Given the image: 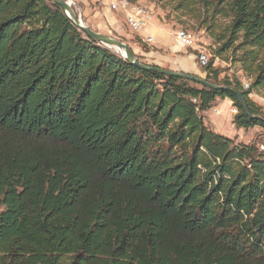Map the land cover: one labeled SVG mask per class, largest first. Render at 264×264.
Returning a JSON list of instances; mask_svg holds the SVG:
<instances>
[{"label":"trees","instance_id":"trees-1","mask_svg":"<svg viewBox=\"0 0 264 264\" xmlns=\"http://www.w3.org/2000/svg\"><path fill=\"white\" fill-rule=\"evenodd\" d=\"M158 1L264 89V0ZM204 72L221 87L138 68L53 0H0V264H264V151L202 112L228 99L243 129L264 114Z\"/></svg>","mask_w":264,"mask_h":264},{"label":"rangeland","instance_id":"rangeland-1","mask_svg":"<svg viewBox=\"0 0 264 264\" xmlns=\"http://www.w3.org/2000/svg\"><path fill=\"white\" fill-rule=\"evenodd\" d=\"M66 1L70 3L74 14L81 19L85 26L125 43L136 57L139 58L140 62L182 71L178 69V65L175 62L176 59L179 56L191 54L194 61L193 69H190V72L187 73L204 78V67L200 66L194 57L198 48L202 47L205 49L208 59L212 60L213 68L219 70L220 78L224 75L230 78H238L241 81V86L244 81L250 82L240 69L239 63L231 60L229 52L225 53V56H228L229 59L227 61L214 56V50L218 47L214 35L216 36L218 32H214L213 35L212 32H209L192 17L184 15L180 10H174L173 3L158 0H124L125 4L131 2V4L142 5L152 9V18L147 27L140 32H133L126 25L120 13L110 12L99 0ZM154 29H159L160 32H163L168 37V44L162 45L152 35H150L153 38L152 43L144 41V38L149 35L148 31ZM178 30H186L192 36V47L179 45L176 40ZM251 94L252 96L248 97L260 108V112L264 114V105L257 102V98L264 97V89H252ZM236 112V108L228 99H216L208 110L202 112V117L210 129L233 139L235 142L253 141L258 146H264V128L260 126L248 129L236 128L232 123Z\"/></svg>","mask_w":264,"mask_h":264},{"label":"water","instance_id":"water-1","mask_svg":"<svg viewBox=\"0 0 264 264\" xmlns=\"http://www.w3.org/2000/svg\"><path fill=\"white\" fill-rule=\"evenodd\" d=\"M53 1L59 5V7L63 10V12L67 15V17L73 22V24L76 27H78L82 32H84V34H86L92 40H94V41H96V42H98V43H100V44H102L108 48L114 49L115 51L116 50L122 51V54H119V55L121 57L125 58L128 62L137 66L138 68L150 70V71H154V72H159V73H163V74L168 75V76H174V77L186 79L189 81H193V82H196L198 84H202V85H204L208 88H211V89H218L221 87L220 85L210 83V82L206 81L204 78H201L195 74H191V73H187V72H183V71H175L172 69H166V68H162V67H159L156 65H150V64L140 62L138 60V58L136 57V55L129 48V46L126 45L125 43H123L119 40H116L111 36L93 31L91 28L85 26L83 24V22L81 21V19L78 18L74 14V12L71 8V5L68 1H66V0H53ZM241 103L246 110V107H245L244 102L242 100H241Z\"/></svg>","mask_w":264,"mask_h":264},{"label":"built area","instance_id":"built-area-1","mask_svg":"<svg viewBox=\"0 0 264 264\" xmlns=\"http://www.w3.org/2000/svg\"><path fill=\"white\" fill-rule=\"evenodd\" d=\"M99 2L104 4L110 12L120 13L123 16L126 25L133 32H140L141 30H144V28H146L151 21V8L147 7V14H140V12H136V9L129 7V5L122 3V1L120 0H99ZM176 39L184 47L193 46V38L188 32H186V30H178ZM144 41L146 43H152L153 38L152 36L147 35L144 38ZM194 57L198 64L202 67H205L209 62L208 57H205V49L202 47L198 48L197 53ZM248 88L251 90L250 87ZM257 101H260V103H264L263 100ZM259 148L264 151L263 146L260 145Z\"/></svg>","mask_w":264,"mask_h":264},{"label":"crops","instance_id":"crops-1","mask_svg":"<svg viewBox=\"0 0 264 264\" xmlns=\"http://www.w3.org/2000/svg\"><path fill=\"white\" fill-rule=\"evenodd\" d=\"M148 34L154 36L155 39L157 40V42L162 43V45H164L165 43L168 44V37L163 32H160L159 29H154L152 31H148ZM177 42L179 43L178 40H177ZM179 45H181V44L179 43ZM192 57L193 56L191 54L188 56H179L175 61L176 64L178 65L177 66L178 69L185 71V72H190V69H193V63H194Z\"/></svg>","mask_w":264,"mask_h":264},{"label":"bare ground","instance_id":"bare-ground-1","mask_svg":"<svg viewBox=\"0 0 264 264\" xmlns=\"http://www.w3.org/2000/svg\"><path fill=\"white\" fill-rule=\"evenodd\" d=\"M120 1H122V3H124V0H120ZM125 4V3H124ZM127 5H129V7H131V8H133V9H136V12H140V14H147V7H145V6H142V5H137V4H131V2H129V3H126ZM151 11H152V9H151ZM116 52L118 53V54H122V51H120V50H116ZM205 57H207L206 56V54H205ZM248 87H250V82L249 81H244L243 83H242V88H243V90H250ZM249 96H252V94H251V90H250V92H249ZM253 96H255V95H253ZM257 100H263L264 101V97H259V98H257ZM259 104H263L264 105V103H260V101H257ZM261 146H263V145H261ZM264 147V146H263Z\"/></svg>","mask_w":264,"mask_h":264}]
</instances>
